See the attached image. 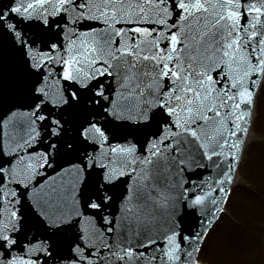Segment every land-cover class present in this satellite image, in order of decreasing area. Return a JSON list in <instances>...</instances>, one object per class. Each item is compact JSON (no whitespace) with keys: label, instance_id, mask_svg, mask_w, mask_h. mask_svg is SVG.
Returning a JSON list of instances; mask_svg holds the SVG:
<instances>
[{"label":"snow or ice","instance_id":"6c2138e0","mask_svg":"<svg viewBox=\"0 0 264 264\" xmlns=\"http://www.w3.org/2000/svg\"><path fill=\"white\" fill-rule=\"evenodd\" d=\"M261 118L264 0H0V264H264Z\"/></svg>","mask_w":264,"mask_h":264},{"label":"rangeland","instance_id":"374dc122","mask_svg":"<svg viewBox=\"0 0 264 264\" xmlns=\"http://www.w3.org/2000/svg\"><path fill=\"white\" fill-rule=\"evenodd\" d=\"M254 131L264 137V118L258 119ZM240 177L245 184L238 187L234 193L230 208L231 216L223 217L217 226V238L209 252L213 260L223 258L226 238L237 243L241 238L239 225L248 218L250 203L254 199L248 189L252 188L257 193H264V141L250 142V158L244 169L241 170Z\"/></svg>","mask_w":264,"mask_h":264}]
</instances>
